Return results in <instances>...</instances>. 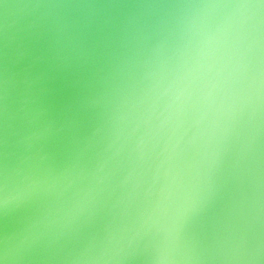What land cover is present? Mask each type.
<instances>
[{
	"label": "water",
	"instance_id": "obj_1",
	"mask_svg": "<svg viewBox=\"0 0 264 264\" xmlns=\"http://www.w3.org/2000/svg\"><path fill=\"white\" fill-rule=\"evenodd\" d=\"M0 264H264V0H0Z\"/></svg>",
	"mask_w": 264,
	"mask_h": 264
}]
</instances>
